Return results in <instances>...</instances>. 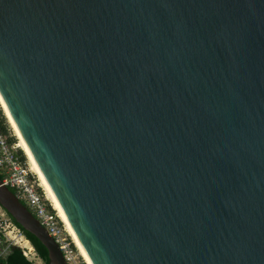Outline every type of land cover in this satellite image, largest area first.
I'll list each match as a JSON object with an SVG mask.
<instances>
[{
  "label": "water",
  "instance_id": "95a60500",
  "mask_svg": "<svg viewBox=\"0 0 264 264\" xmlns=\"http://www.w3.org/2000/svg\"><path fill=\"white\" fill-rule=\"evenodd\" d=\"M0 109L87 264H264V0H0Z\"/></svg>",
  "mask_w": 264,
  "mask_h": 264
},
{
  "label": "built area",
  "instance_id": "2783aa9c",
  "mask_svg": "<svg viewBox=\"0 0 264 264\" xmlns=\"http://www.w3.org/2000/svg\"><path fill=\"white\" fill-rule=\"evenodd\" d=\"M0 127V179L2 185L29 209L39 223L58 244L66 264H81L80 253L57 216L16 142L10 141ZM17 246L25 257L34 251L31 243L6 212H0V256L11 246Z\"/></svg>",
  "mask_w": 264,
  "mask_h": 264
},
{
  "label": "trees",
  "instance_id": "16d2710c",
  "mask_svg": "<svg viewBox=\"0 0 264 264\" xmlns=\"http://www.w3.org/2000/svg\"><path fill=\"white\" fill-rule=\"evenodd\" d=\"M0 127L4 134L10 135V129L8 128L4 115L1 113V109H0ZM8 138L10 141L16 140L14 136H8ZM19 152L23 155V158H25L22 151L19 150ZM12 191L14 192V190ZM7 215L20 228L22 233L29 240L37 256L40 259H42L45 262V264H47L48 262L47 250L42 245V243L33 234L24 230L8 213ZM0 264H34V262L28 259L27 257H25L22 253V250L19 247L11 245L8 248L7 252L4 255L0 256Z\"/></svg>",
  "mask_w": 264,
  "mask_h": 264
},
{
  "label": "rangeland",
  "instance_id": "374dc122",
  "mask_svg": "<svg viewBox=\"0 0 264 264\" xmlns=\"http://www.w3.org/2000/svg\"><path fill=\"white\" fill-rule=\"evenodd\" d=\"M8 128H9V126H8ZM10 133H12L11 130H10ZM0 212H2V213L5 212L1 206H0ZM28 259L32 260L34 262V264H45V262L37 256L35 251H33L32 253L28 254ZM80 262H81V264H86L82 256H80Z\"/></svg>",
  "mask_w": 264,
  "mask_h": 264
},
{
  "label": "bare ground",
  "instance_id": "6f19581e",
  "mask_svg": "<svg viewBox=\"0 0 264 264\" xmlns=\"http://www.w3.org/2000/svg\"><path fill=\"white\" fill-rule=\"evenodd\" d=\"M32 171V170H31ZM40 185V184H39ZM74 242V241H73ZM75 244V243H74ZM77 247V246H76ZM78 249V248H77ZM78 251H79V249H78ZM79 253H80V255L82 256V254H81V252L79 251ZM83 257V256H82ZM83 259H84V257H83ZM84 261H85V263L87 264V262H86V260L84 259Z\"/></svg>",
  "mask_w": 264,
  "mask_h": 264
},
{
  "label": "crops",
  "instance_id": "0c3cea01",
  "mask_svg": "<svg viewBox=\"0 0 264 264\" xmlns=\"http://www.w3.org/2000/svg\"><path fill=\"white\" fill-rule=\"evenodd\" d=\"M8 250V249H7Z\"/></svg>",
  "mask_w": 264,
  "mask_h": 264
}]
</instances>
